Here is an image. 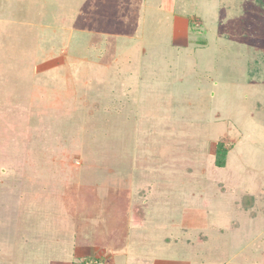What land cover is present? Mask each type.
<instances>
[{
  "label": "rangeland",
  "instance_id": "rangeland-1",
  "mask_svg": "<svg viewBox=\"0 0 264 264\" xmlns=\"http://www.w3.org/2000/svg\"><path fill=\"white\" fill-rule=\"evenodd\" d=\"M263 4L0 0V264H264Z\"/></svg>",
  "mask_w": 264,
  "mask_h": 264
},
{
  "label": "trees",
  "instance_id": "trees-1",
  "mask_svg": "<svg viewBox=\"0 0 264 264\" xmlns=\"http://www.w3.org/2000/svg\"><path fill=\"white\" fill-rule=\"evenodd\" d=\"M259 3L262 2V0H257ZM264 5V4H263ZM264 16V13H263ZM227 149L224 148V146L221 143H217L215 147V154H214V165L218 168H223L225 166V161L227 157ZM240 204L243 206L244 210H248L253 205V198L251 196H244L240 202ZM140 204L134 203L132 205V210H134V215L136 216V222H144L145 221V212L142 211L138 206Z\"/></svg>",
  "mask_w": 264,
  "mask_h": 264
},
{
  "label": "built area",
  "instance_id": "built-area-1",
  "mask_svg": "<svg viewBox=\"0 0 264 264\" xmlns=\"http://www.w3.org/2000/svg\"><path fill=\"white\" fill-rule=\"evenodd\" d=\"M86 264H107L106 262H98V261H90L87 262Z\"/></svg>",
  "mask_w": 264,
  "mask_h": 264
}]
</instances>
